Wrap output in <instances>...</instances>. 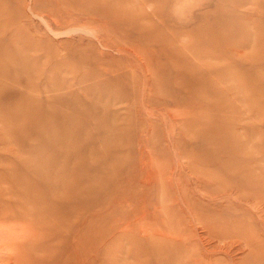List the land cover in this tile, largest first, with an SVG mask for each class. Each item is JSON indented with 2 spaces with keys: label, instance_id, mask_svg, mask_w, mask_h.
Masks as SVG:
<instances>
[{
  "label": "rangeland",
  "instance_id": "obj_1",
  "mask_svg": "<svg viewBox=\"0 0 264 264\" xmlns=\"http://www.w3.org/2000/svg\"><path fill=\"white\" fill-rule=\"evenodd\" d=\"M0 264H264V0H0Z\"/></svg>",
  "mask_w": 264,
  "mask_h": 264
}]
</instances>
